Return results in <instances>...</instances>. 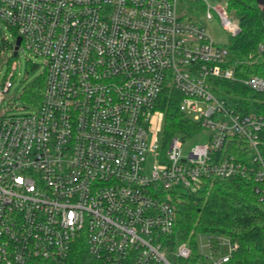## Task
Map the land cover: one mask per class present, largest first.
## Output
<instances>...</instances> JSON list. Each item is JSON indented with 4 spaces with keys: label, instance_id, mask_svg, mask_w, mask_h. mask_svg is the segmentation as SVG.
Wrapping results in <instances>:
<instances>
[{
    "label": "built area",
    "instance_id": "2783aa9c",
    "mask_svg": "<svg viewBox=\"0 0 264 264\" xmlns=\"http://www.w3.org/2000/svg\"><path fill=\"white\" fill-rule=\"evenodd\" d=\"M180 2L0 0V29L16 31L19 49L46 64L36 114L0 118V264H70L77 253L80 264H174L163 245L175 232L180 193L251 171L264 200V116L214 94L212 79L236 80L229 49L183 20ZM223 10L215 9L223 28L239 35ZM241 83L264 91L263 78ZM166 88L210 133L187 156L179 138L158 139ZM204 236L211 263L229 262L237 248L230 239L199 234L190 264L205 257ZM176 257L183 264L192 249L181 245Z\"/></svg>",
    "mask_w": 264,
    "mask_h": 264
},
{
    "label": "trees",
    "instance_id": "16d2710c",
    "mask_svg": "<svg viewBox=\"0 0 264 264\" xmlns=\"http://www.w3.org/2000/svg\"><path fill=\"white\" fill-rule=\"evenodd\" d=\"M189 9H204L198 0H181ZM226 10L241 28L228 47L227 67L234 70L236 80L212 79L213 92L225 99L240 113L264 116V91L256 92L241 83L257 76L264 79V8L257 0H225ZM44 73L30 86L25 100L38 109L45 90ZM180 95L166 88L158 102L164 112L163 138L177 134L191 136L199 126L179 110ZM264 157V134L261 136ZM242 155L245 150L232 149ZM237 154V153H236ZM249 177L234 176L209 182L203 190L180 193L175 198L176 228L163 245L168 259L178 264L176 252L181 245L192 249L190 264L199 257L197 236L219 234L237 246L225 264H264V200L256 193V183ZM70 264H80L82 257L74 255ZM76 258V259H75ZM26 264H54L51 261L31 260Z\"/></svg>",
    "mask_w": 264,
    "mask_h": 264
},
{
    "label": "rangeland",
    "instance_id": "374dc122",
    "mask_svg": "<svg viewBox=\"0 0 264 264\" xmlns=\"http://www.w3.org/2000/svg\"><path fill=\"white\" fill-rule=\"evenodd\" d=\"M204 9L194 7L189 9L188 3H180V15L183 20H196L206 30V33L218 46L229 47L232 37L223 28L215 9L221 11L226 9L225 0H198ZM264 8V0H258ZM212 11L213 18L209 20L206 12ZM226 11V10H225ZM229 16V14H228ZM230 17V16H229ZM232 19V18H231ZM233 20V19H232ZM235 21V20H234ZM17 33L16 31L3 28L0 29V118L36 114L38 108L25 100V95L30 86L46 72L44 58L37 56L32 51L21 48L16 51ZM10 82L11 87L5 91L6 84ZM192 117L193 114L189 113ZM162 137V126L159 127L158 139ZM174 138H179L182 143V154L187 156L196 146L210 142V133L206 130L196 132L191 136L177 134ZM210 239L207 236L201 240L203 246L201 264H212L210 260V250L208 248ZM224 251L228 250L225 245Z\"/></svg>",
    "mask_w": 264,
    "mask_h": 264
},
{
    "label": "water",
    "instance_id": "95a60500",
    "mask_svg": "<svg viewBox=\"0 0 264 264\" xmlns=\"http://www.w3.org/2000/svg\"><path fill=\"white\" fill-rule=\"evenodd\" d=\"M258 1V0H257ZM259 2V1H258ZM261 3V2H260ZM262 4V3H261ZM21 41H22V39L21 38H18L17 39V42H16V51H18L19 50V48H20V45H21Z\"/></svg>",
    "mask_w": 264,
    "mask_h": 264
}]
</instances>
